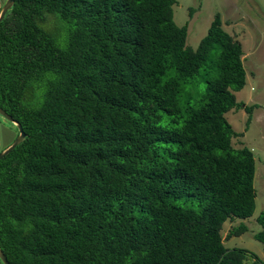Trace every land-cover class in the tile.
Here are the masks:
<instances>
[{"label": "trees", "instance_id": "obj_1", "mask_svg": "<svg viewBox=\"0 0 264 264\" xmlns=\"http://www.w3.org/2000/svg\"><path fill=\"white\" fill-rule=\"evenodd\" d=\"M174 3L13 0L5 12L0 109L25 133L0 159L9 264H247L221 236L256 205L253 151L232 146L242 133L225 116L244 106V53L218 13L186 45ZM255 220L264 242V211Z\"/></svg>", "mask_w": 264, "mask_h": 264}, {"label": "rangeland", "instance_id": "obj_2", "mask_svg": "<svg viewBox=\"0 0 264 264\" xmlns=\"http://www.w3.org/2000/svg\"><path fill=\"white\" fill-rule=\"evenodd\" d=\"M217 13L221 16L222 27L241 43L244 53L246 83L240 91L235 92L236 99L243 102L244 106L257 105L253 109L248 127H246L247 112L244 106L230 110L225 115L232 128L242 133V136L232 139V146L234 148L246 146L253 151L254 187L257 196L253 215L245 220L226 221L221 236L227 248L248 250L246 263L251 264L254 260L252 254L264 261V242L253 236L261 230L255 219L264 211V0H175L173 5L174 21L178 26L186 25V45L192 48H195L206 34ZM200 83L203 86L202 80ZM185 89L189 90L188 87ZM0 123L11 129L14 134L6 138L7 144L3 143L2 148H4L14 141L17 129L1 116ZM240 223L247 226V231L239 236L227 238L229 230Z\"/></svg>", "mask_w": 264, "mask_h": 264}, {"label": "water", "instance_id": "obj_3", "mask_svg": "<svg viewBox=\"0 0 264 264\" xmlns=\"http://www.w3.org/2000/svg\"><path fill=\"white\" fill-rule=\"evenodd\" d=\"M12 3L13 0H5L4 4L0 8V20L3 18L5 12L11 7ZM0 116L11 122L14 126H16L17 129V136L14 139V141L11 144H9L4 150L0 151V159H1L24 139L25 133L23 132L21 125L2 109H0ZM0 262L2 264H9L7 258L5 257L1 249H0Z\"/></svg>", "mask_w": 264, "mask_h": 264}, {"label": "crops", "instance_id": "obj_4", "mask_svg": "<svg viewBox=\"0 0 264 264\" xmlns=\"http://www.w3.org/2000/svg\"><path fill=\"white\" fill-rule=\"evenodd\" d=\"M5 0H0V8L2 7L3 3H4ZM2 135H3V138H2ZM14 134L12 132L11 129H8L7 127H5L3 124L0 123V151L4 150L7 146H5L4 148L3 147V143H6V138L8 136L12 137Z\"/></svg>", "mask_w": 264, "mask_h": 264}]
</instances>
